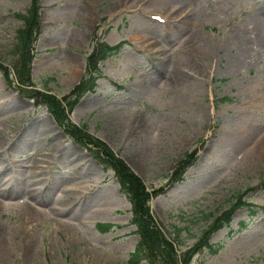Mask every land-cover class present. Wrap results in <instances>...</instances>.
<instances>
[{
    "label": "rangeland",
    "instance_id": "374dc122",
    "mask_svg": "<svg viewBox=\"0 0 264 264\" xmlns=\"http://www.w3.org/2000/svg\"><path fill=\"white\" fill-rule=\"evenodd\" d=\"M32 2L0 0V65L13 81L0 71V264H150L130 260L139 236L113 172L16 90L18 15ZM41 5L35 89L63 100L98 40L123 43L69 120L162 191L151 210L169 237L181 229L180 253L246 193V207L210 240L217 252L191 264H264V0ZM186 154L194 163L172 183Z\"/></svg>",
    "mask_w": 264,
    "mask_h": 264
},
{
    "label": "trees",
    "instance_id": "16d2710c",
    "mask_svg": "<svg viewBox=\"0 0 264 264\" xmlns=\"http://www.w3.org/2000/svg\"><path fill=\"white\" fill-rule=\"evenodd\" d=\"M41 1L33 0L27 14L20 16L24 21V27L17 33L18 44L16 51L19 57V70H17L16 76L19 85L16 90L24 98L34 100L38 105L46 107L59 128L72 137L75 142L90 149L91 153L105 169L114 172L121 192L132 205V224L136 226L137 234L139 235V242L131 257V262L139 263L146 261L150 264H191L194 257L206 248L211 250L212 253H216L217 250H213L210 240L215 233L230 225L232 216L236 210L246 205L243 203L246 193L237 194L235 196L236 203L232 204L229 210L217 217L210 227L202 233L192 248L179 254L175 244L178 247L184 246V240L179 237L181 230L177 229V236L174 239L168 237V234L166 235L157 225L151 213V199L161 194L162 191H149L143 180L135 174L123 159L118 157L108 145L87 132V125L78 127L69 120V114L74 110L80 99L87 93L96 92V88L98 87L97 81L103 78L99 69V63L117 54L123 44L110 46L104 41L96 42L92 53L87 58L85 77L63 100H59L54 95L34 89L31 71L35 58L34 47L40 33ZM0 70L4 73L9 86L13 87L9 69L0 65ZM228 101L229 99L227 98L221 100L223 103ZM192 158L191 154H187L175 168L172 175L173 181L179 182L182 180L183 173L193 163ZM110 227L111 225L99 226L103 232H107V229Z\"/></svg>",
    "mask_w": 264,
    "mask_h": 264
},
{
    "label": "bare ground",
    "instance_id": "6f19581e",
    "mask_svg": "<svg viewBox=\"0 0 264 264\" xmlns=\"http://www.w3.org/2000/svg\"><path fill=\"white\" fill-rule=\"evenodd\" d=\"M258 40H253V41H250V40H248L247 42H245V48L242 50V53H243V55H246V54H248L249 53V51H250V49H251V46L252 45H254L256 42H257ZM73 75H75V73L77 72V70L76 69H74L73 70ZM195 91H196V89H194Z\"/></svg>",
    "mask_w": 264,
    "mask_h": 264
}]
</instances>
